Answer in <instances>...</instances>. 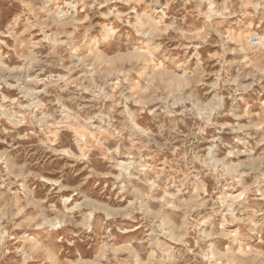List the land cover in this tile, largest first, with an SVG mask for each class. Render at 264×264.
I'll use <instances>...</instances> for the list:
<instances>
[{
    "label": "rangeland",
    "instance_id": "374dc122",
    "mask_svg": "<svg viewBox=\"0 0 264 264\" xmlns=\"http://www.w3.org/2000/svg\"><path fill=\"white\" fill-rule=\"evenodd\" d=\"M0 264H264V0H0Z\"/></svg>",
    "mask_w": 264,
    "mask_h": 264
}]
</instances>
